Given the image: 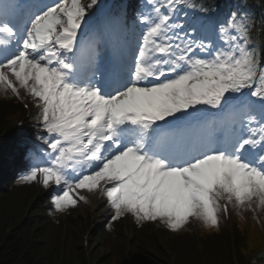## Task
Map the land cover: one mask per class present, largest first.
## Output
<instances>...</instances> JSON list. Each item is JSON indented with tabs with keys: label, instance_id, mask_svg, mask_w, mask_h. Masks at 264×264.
<instances>
[{
	"label": "snow or ice",
	"instance_id": "snow-or-ice-1",
	"mask_svg": "<svg viewBox=\"0 0 264 264\" xmlns=\"http://www.w3.org/2000/svg\"><path fill=\"white\" fill-rule=\"evenodd\" d=\"M253 27L195 0H0V93L37 109L18 183L55 185L57 213L99 192L109 229L131 215L212 230L232 211L264 224Z\"/></svg>",
	"mask_w": 264,
	"mask_h": 264
},
{
	"label": "trees",
	"instance_id": "trees-1",
	"mask_svg": "<svg viewBox=\"0 0 264 264\" xmlns=\"http://www.w3.org/2000/svg\"><path fill=\"white\" fill-rule=\"evenodd\" d=\"M211 1L219 4V0ZM221 1L222 5L229 6V0ZM243 2L249 14L258 5L264 7V0ZM251 21L254 25L252 36L264 67V19L263 26L258 19ZM26 115L18 99L10 95L6 98L0 93V264H254L251 252L245 250L246 232L240 219L233 230L234 243L229 228L221 224L218 229L209 230L201 223L200 235L196 236L188 227L172 233L158 221L138 224L128 215L112 222L110 229V220L94 229L88 227L91 247L87 256L82 238L87 228L77 223L80 219L76 216L77 207L66 213L52 212L51 204H47L51 202V195L45 188L36 183H18L28 147L22 137L36 136L30 129L35 128L31 120L23 129H15ZM38 194L42 199L23 220L29 202ZM129 219H134L135 236L131 241L124 229ZM158 236L162 237L164 248Z\"/></svg>",
	"mask_w": 264,
	"mask_h": 264
},
{
	"label": "rangeland",
	"instance_id": "rangeland-1",
	"mask_svg": "<svg viewBox=\"0 0 264 264\" xmlns=\"http://www.w3.org/2000/svg\"><path fill=\"white\" fill-rule=\"evenodd\" d=\"M23 95V93H22ZM27 99V98H26ZM28 100V99H27ZM33 108L35 109V107L33 106ZM56 189V186L55 185H50L49 187V192H54ZM81 195H85L88 199H89V202H88V205L86 206L84 203L80 202L79 203V216L82 218L83 220V223L85 225H92V224H100L102 223L104 220L108 219V217L111 216L112 214V210L111 208L108 206L107 204V201L105 198H103V206L96 210V209H92V205H90L96 198L97 196H100V193L99 192H95V193H87L86 191H82L80 193ZM250 213H245V216H246V222L249 224L253 219L251 218L252 217V214L251 217L249 216ZM238 216L231 222V224L233 223H236L237 220H238ZM221 221L223 224H227V222L225 221V219L223 218L222 214H221ZM79 223V222H78ZM128 226H130V222L128 223ZM190 227L191 229L195 230L197 229V222H193L190 224ZM256 235V227L253 226L252 228V231H251V235H250V239L253 240L254 237ZM91 236V232H89L87 234V238L89 239V237ZM87 242H89L88 246H89V249L91 247V244H90V240H88Z\"/></svg>",
	"mask_w": 264,
	"mask_h": 264
},
{
	"label": "bare ground",
	"instance_id": "bare-ground-1",
	"mask_svg": "<svg viewBox=\"0 0 264 264\" xmlns=\"http://www.w3.org/2000/svg\"><path fill=\"white\" fill-rule=\"evenodd\" d=\"M88 202H89V199H88ZM82 203H83V202H82ZM84 204H85V203H84ZM85 205L87 206L88 203L85 204ZM90 205H92V209L94 210V207H95L94 203L92 202ZM250 214H252V213H250ZM250 214H249V216L251 217ZM222 216H223V214H222ZM236 217H237V215H236L235 211H232V212L230 213V215H229L228 218H225V217L223 216V218H224L225 220H227L229 223H231Z\"/></svg>",
	"mask_w": 264,
	"mask_h": 264
}]
</instances>
